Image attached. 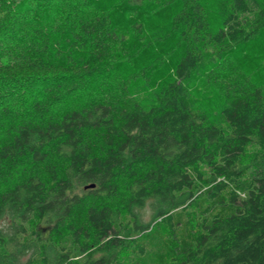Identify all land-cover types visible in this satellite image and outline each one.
<instances>
[{
    "label": "trees",
    "instance_id": "trees-1",
    "mask_svg": "<svg viewBox=\"0 0 264 264\" xmlns=\"http://www.w3.org/2000/svg\"><path fill=\"white\" fill-rule=\"evenodd\" d=\"M261 38L264 0H0V264H141L178 226L166 264H264Z\"/></svg>",
    "mask_w": 264,
    "mask_h": 264
},
{
    "label": "rangeland",
    "instance_id": "rangeland-1",
    "mask_svg": "<svg viewBox=\"0 0 264 264\" xmlns=\"http://www.w3.org/2000/svg\"><path fill=\"white\" fill-rule=\"evenodd\" d=\"M155 15H157L156 19L154 20V22L150 21V25L152 26H165L164 24L166 22H164L162 20L163 19H167V17L170 15V13L173 12V6H168V7H158L154 10H152ZM147 15L145 14L144 17H146ZM161 47L163 49H165V51L167 50V43L161 42ZM249 54L247 56H244L243 59L241 58V55L239 56V58L236 60V67L241 68L244 72H250V74L252 76H256L258 74V71L260 69V61L263 60L264 61V38L259 39L258 41H256L253 45H251L248 49ZM157 51L160 54H164L163 51L160 48L157 49ZM148 60V58H144L143 61L138 62V63H143L144 61ZM170 63H173V57L171 56L168 59V62L166 64H164V66H161L158 69H155L152 73V77L153 79H161L162 77H167L169 76L168 74L170 73V68L168 65ZM240 69V70H241ZM122 77L123 76V72H119L117 77ZM159 79V80H160ZM210 98H212V100L214 101L215 98H213V95L210 96ZM230 209L225 206L222 207L220 209V214H226ZM183 218L182 215L179 214L178 212H176V215L173 216V221L176 223L177 221L182 222ZM187 228L183 227V226H178V230L179 231H174L173 237L171 239H169V235L167 233V230H165V228L160 227L158 229L155 230L154 233H156L158 235V237L164 242V245L166 247V251H163L161 253H159V255H161L159 258H154V256H148L146 257V259L144 261H141V264H166L168 263L170 257L173 253V249L170 247V249H168V244L172 243V245H174V243L176 242V244L178 245H184L186 243V241L188 240V232L187 230H185ZM168 235V236H167ZM163 238V239H162ZM175 241V242H173ZM171 245V246H172Z\"/></svg>",
    "mask_w": 264,
    "mask_h": 264
},
{
    "label": "water",
    "instance_id": "water-1",
    "mask_svg": "<svg viewBox=\"0 0 264 264\" xmlns=\"http://www.w3.org/2000/svg\"><path fill=\"white\" fill-rule=\"evenodd\" d=\"M92 186H93V185H88V186H86L85 188H92Z\"/></svg>",
    "mask_w": 264,
    "mask_h": 264
}]
</instances>
